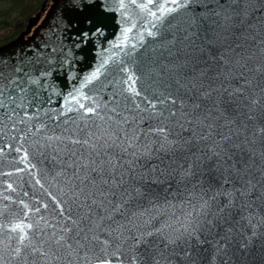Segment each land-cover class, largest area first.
<instances>
[{"label": "snow or ice", "instance_id": "6c2138e0", "mask_svg": "<svg viewBox=\"0 0 264 264\" xmlns=\"http://www.w3.org/2000/svg\"><path fill=\"white\" fill-rule=\"evenodd\" d=\"M129 4L153 18V46L102 61L58 113L48 80L70 63L66 30L35 58L0 55V153L17 141L58 185L51 223L0 209V264H264V0H119L131 23Z\"/></svg>", "mask_w": 264, "mask_h": 264}, {"label": "water", "instance_id": "95a60500", "mask_svg": "<svg viewBox=\"0 0 264 264\" xmlns=\"http://www.w3.org/2000/svg\"><path fill=\"white\" fill-rule=\"evenodd\" d=\"M125 2L128 3V0ZM106 4L112 11H105L100 6L99 0H96V3L91 6L81 8H76L73 0H52L43 17L42 12L30 17L26 30L21 35L0 45V55L5 58L26 57L32 59L36 55L33 49H36L38 53L39 46L51 37L54 30H66L69 38L64 41L65 52L60 60L63 61L66 58L70 63L54 64L51 69L53 74L48 80L54 89V94L51 96L52 103L48 107L57 113L61 110V105L64 98H67V94L81 88L85 77L100 67L102 61L112 57L125 58L124 53L132 51L133 45L136 46L137 53H142L153 46L151 38L145 31L151 26L149 22H154L152 17L129 4L127 7V12L131 16V23H129L124 17V10H117L119 0H106ZM88 19L93 21L91 25L86 23ZM100 20H103V35L98 34L91 37L87 44L80 48L73 47L75 41L71 37L81 30L89 31L91 34ZM133 24L135 25L133 30L127 34V39H124L123 29ZM142 37L143 47H141ZM117 44H122L123 48H117ZM107 67L110 70L112 65ZM90 87L89 85L83 88V91L88 95H92L89 91ZM52 89L49 91L52 92ZM45 122L48 123L49 134L52 132L59 134L65 127L62 122L59 128L47 120ZM4 143L5 141L0 140V146ZM6 143H11L13 148H6L3 153H0V209L6 204L8 205V213L3 219L33 223L38 215H44L50 223L53 222L49 216L53 202L47 194L51 192L53 196H56L58 185L51 178L53 173L50 161L32 155H29L26 160H22L24 152L18 153L14 150L20 144L15 140H8ZM23 147L31 154L30 144L25 143ZM30 165H35V168H30ZM17 168H23L25 171L17 172ZM6 173H11V175H6ZM37 180L39 183H36ZM8 184H12L13 187L9 189ZM5 197L11 199H5ZM21 200L31 208L39 207L41 202L47 203L49 210L46 212L41 208L39 214L32 212L25 217V209L19 203Z\"/></svg>", "mask_w": 264, "mask_h": 264}, {"label": "trees", "instance_id": "16d2710c", "mask_svg": "<svg viewBox=\"0 0 264 264\" xmlns=\"http://www.w3.org/2000/svg\"><path fill=\"white\" fill-rule=\"evenodd\" d=\"M29 1L30 4H27L25 7L22 5L23 0H0V34L6 32L8 29L12 30L0 36V45L14 39L24 26L25 22L18 27H14L15 19L18 17L13 18L14 16L19 15L25 17L27 16L26 14H32L37 10V6L34 7L33 5L35 4V0ZM28 6L32 8L30 9Z\"/></svg>", "mask_w": 264, "mask_h": 264}, {"label": "rangeland", "instance_id": "374dc122", "mask_svg": "<svg viewBox=\"0 0 264 264\" xmlns=\"http://www.w3.org/2000/svg\"><path fill=\"white\" fill-rule=\"evenodd\" d=\"M42 2H43V0H35V4H33L34 5V7L35 6H37V10H35V12H33L32 14H26L27 16H19V15H16V16H14L13 18H15V17H17L15 20V22H14V27H18L19 25H21L23 22H25L24 23V26H25V24L27 23V25H28V20H29V18L30 17H32V16H34V15H36L37 14V11L39 10V8H40V6H41V4H42ZM50 2H52V0L50 1ZM27 4H30V1L29 0H23V2H22V5L23 6H27ZM51 4V3H50ZM50 6V5H49ZM29 7V6H28ZM34 7H33V9H34ZM30 9L32 8V7H29ZM49 8V7H48ZM47 8V9H48ZM47 9L45 10V12L47 11ZM45 14H42V17L44 16ZM26 30V29H25ZM24 30V31H25ZM9 31H12L11 29H8L6 32H9ZM6 32H4V33H6ZM4 33H2V34H0V36L1 35H4ZM2 45V44H1Z\"/></svg>", "mask_w": 264, "mask_h": 264}, {"label": "flooded vegetation", "instance_id": "af4514ba", "mask_svg": "<svg viewBox=\"0 0 264 264\" xmlns=\"http://www.w3.org/2000/svg\"><path fill=\"white\" fill-rule=\"evenodd\" d=\"M50 1L51 0H43L39 10L37 11V13L42 12V14H45V10L49 7V5L51 3ZM26 27H27V23L25 24V26H23V28L20 30V32L14 38L21 35V33L26 29Z\"/></svg>", "mask_w": 264, "mask_h": 264}]
</instances>
